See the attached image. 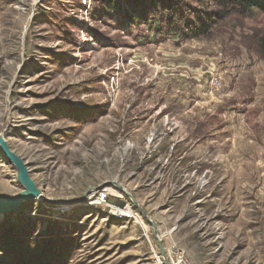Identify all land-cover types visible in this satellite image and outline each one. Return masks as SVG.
Segmentation results:
<instances>
[{
    "label": "rangeland",
    "instance_id": "obj_1",
    "mask_svg": "<svg viewBox=\"0 0 264 264\" xmlns=\"http://www.w3.org/2000/svg\"><path fill=\"white\" fill-rule=\"evenodd\" d=\"M107 1L0 0V134L46 200L0 215V243L38 264H158L159 244L264 264V15L179 43ZM21 191L0 149V197Z\"/></svg>",
    "mask_w": 264,
    "mask_h": 264
},
{
    "label": "trees",
    "instance_id": "obj_2",
    "mask_svg": "<svg viewBox=\"0 0 264 264\" xmlns=\"http://www.w3.org/2000/svg\"><path fill=\"white\" fill-rule=\"evenodd\" d=\"M131 7L120 20L152 26L151 29L160 38H171L179 43L207 37L212 26L229 16L236 14L248 16L254 11L264 15V0H125ZM190 2L194 4L190 5ZM119 0H108L105 6L109 11H119ZM163 38V39H165ZM260 58L264 60V34L257 39ZM121 206V205H120ZM7 236L10 243H0V253L11 264H34L38 259L32 258L29 241ZM40 264V263H39Z\"/></svg>",
    "mask_w": 264,
    "mask_h": 264
},
{
    "label": "water",
    "instance_id": "obj_3",
    "mask_svg": "<svg viewBox=\"0 0 264 264\" xmlns=\"http://www.w3.org/2000/svg\"><path fill=\"white\" fill-rule=\"evenodd\" d=\"M0 149L3 155L6 158H8V160L14 165L17 171V180L23 186V191L13 196H10L8 198L0 197V215H7L13 213L24 203L33 201L37 198L46 201L45 198L42 196V192L37 188L35 182L30 178L26 164L22 161V159L19 156H17L9 149L5 138L1 134H0ZM116 186L120 190H122L119 185ZM143 216L146 219V221L154 228V233L157 234L155 225L147 218V216L144 213ZM159 250H160V255L164 260V264H169L164 249L160 244H159Z\"/></svg>",
    "mask_w": 264,
    "mask_h": 264
},
{
    "label": "built area",
    "instance_id": "obj_4",
    "mask_svg": "<svg viewBox=\"0 0 264 264\" xmlns=\"http://www.w3.org/2000/svg\"><path fill=\"white\" fill-rule=\"evenodd\" d=\"M105 199L106 197L103 194H99L96 201L101 204L105 203ZM165 255L169 264H190L185 259L184 252L175 247H171L169 251H166ZM156 262L158 264H164V260L160 254H157Z\"/></svg>",
    "mask_w": 264,
    "mask_h": 264
},
{
    "label": "bare ground",
    "instance_id": "obj_5",
    "mask_svg": "<svg viewBox=\"0 0 264 264\" xmlns=\"http://www.w3.org/2000/svg\"><path fill=\"white\" fill-rule=\"evenodd\" d=\"M108 193H109V194H111V192H110V191H108ZM38 200H39V199H38Z\"/></svg>",
    "mask_w": 264,
    "mask_h": 264
}]
</instances>
